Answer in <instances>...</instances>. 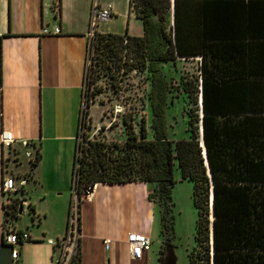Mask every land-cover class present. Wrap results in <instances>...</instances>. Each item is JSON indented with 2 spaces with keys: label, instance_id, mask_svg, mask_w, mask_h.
I'll list each match as a JSON object with an SVG mask.
<instances>
[{
  "label": "trees",
  "instance_id": "obj_1",
  "mask_svg": "<svg viewBox=\"0 0 264 264\" xmlns=\"http://www.w3.org/2000/svg\"><path fill=\"white\" fill-rule=\"evenodd\" d=\"M135 5L142 33L95 32L88 61L91 70H110L111 76L147 71L149 130L143 116L137 131L123 116L122 141L90 137L89 97L81 88L65 226L74 204L79 232L78 204L91 183L143 181L158 208L160 255L172 245L175 164L179 177L192 183L196 212L187 264H264V0H136ZM177 59L194 60L196 72L181 82L190 104L188 136L172 140L166 109L175 86L161 62ZM30 147L31 167L40 153L39 146ZM15 200L2 205V228L17 217ZM70 262L79 263L78 237Z\"/></svg>",
  "mask_w": 264,
  "mask_h": 264
},
{
  "label": "crops",
  "instance_id": "obj_2",
  "mask_svg": "<svg viewBox=\"0 0 264 264\" xmlns=\"http://www.w3.org/2000/svg\"><path fill=\"white\" fill-rule=\"evenodd\" d=\"M92 0H0V131L9 130L19 155L9 163L24 171L31 186L20 198L28 206L17 226L28 239L18 246L15 261L2 241V205L9 195L0 190V264H51L54 252L47 238L63 234L70 193L71 162L87 50L86 31ZM110 16L96 32L140 35L142 25L131 0H97ZM57 33H41V27ZM39 146L30 167L24 152ZM6 148L0 143V181ZM26 181V182H27ZM143 181L96 182L78 204V264H152L149 249L134 259L125 240L129 231L149 236L156 205ZM69 199V198H68ZM25 206H21V212ZM20 212V213H21ZM19 213V214H20Z\"/></svg>",
  "mask_w": 264,
  "mask_h": 264
},
{
  "label": "rangeland",
  "instance_id": "obj_3",
  "mask_svg": "<svg viewBox=\"0 0 264 264\" xmlns=\"http://www.w3.org/2000/svg\"><path fill=\"white\" fill-rule=\"evenodd\" d=\"M135 3L136 0H132L133 9H137ZM121 53H125L124 47L121 49ZM127 54H131L129 50H127ZM90 61L89 59L86 75L82 81V89L88 92L89 97L87 113L89 123L85 127L87 135L107 141H122L126 131L122 120L123 116L130 118L135 131L138 130L140 116H143L147 130H149V110L146 104L149 89L147 71L133 68L127 71H120L111 76L110 70H91ZM161 68L167 76H171L172 83L175 86V98L173 103L166 109V118L169 124L167 128L168 136L172 140L186 138L189 133L186 130L188 120L186 111L190 104L182 89L181 82L185 76L196 72V63L191 59H177L175 62H161ZM7 154V157L5 156L4 158L6 172L18 176L22 175L24 171L18 170L16 167L11 169L9 166L11 161L19 157L15 146H10ZM172 175L174 179L170 189L172 245L170 251L166 252L160 262L158 250L161 238L159 235V214L156 206V219L153 229L149 233V251L154 258V263L152 264H187L186 254L194 245L193 230L196 212L191 201L192 183L179 177L175 164ZM30 186L31 180L29 179L23 185V190L20 193H9V197L17 198L14 201L15 212L18 210L19 203H21V206H25L22 212L17 214V220L13 221L16 226L23 224L26 220V210L29 211V206L20 198L25 193L24 190ZM62 195V197L66 196L67 201H69L67 191H64Z\"/></svg>",
  "mask_w": 264,
  "mask_h": 264
},
{
  "label": "built area",
  "instance_id": "obj_4",
  "mask_svg": "<svg viewBox=\"0 0 264 264\" xmlns=\"http://www.w3.org/2000/svg\"><path fill=\"white\" fill-rule=\"evenodd\" d=\"M110 16V7L108 5L99 6L97 0H92L89 11V24L86 31L87 36V50L85 65L88 62V55L90 52L92 38L95 34V26L100 20H104ZM59 32L58 25L53 26L51 29L41 27V33H57ZM1 146L6 148L7 151L10 146H14L15 140L13 139L9 130L0 131ZM24 155L31 158V152H24ZM27 179L24 175H15L11 173L3 174L0 181V190L2 193L9 195L11 192H21L23 185ZM76 201V199H75ZM73 213L69 216L67 224L64 228L63 234L58 238H47L46 242L51 245L54 256L51 264H71L70 256L74 251L78 232L76 230V219L74 213V206L72 207ZM28 239V234L25 231H17L10 222H7L2 228V241L10 246V257L13 261L18 256V246ZM125 240L131 258L138 259L144 252L149 249L150 239L145 233L139 231H129L126 233Z\"/></svg>",
  "mask_w": 264,
  "mask_h": 264
},
{
  "label": "water",
  "instance_id": "obj_5",
  "mask_svg": "<svg viewBox=\"0 0 264 264\" xmlns=\"http://www.w3.org/2000/svg\"><path fill=\"white\" fill-rule=\"evenodd\" d=\"M94 186V183H91L89 186H88V190H87V193L91 192L92 191V188ZM153 195L150 194V197H152ZM21 212V203L18 204V210H17V214ZM170 247L171 246H167V247H163L160 255H159V260L160 262L163 260V257L164 255L166 254L167 251H170Z\"/></svg>",
  "mask_w": 264,
  "mask_h": 264
}]
</instances>
